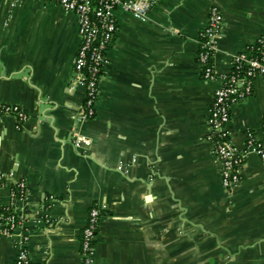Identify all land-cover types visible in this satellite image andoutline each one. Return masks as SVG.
Here are the masks:
<instances>
[{
	"label": "crops",
	"instance_id": "0c3cea01",
	"mask_svg": "<svg viewBox=\"0 0 264 264\" xmlns=\"http://www.w3.org/2000/svg\"><path fill=\"white\" fill-rule=\"evenodd\" d=\"M0 0V105L28 114L20 129L0 118V205L21 222L0 234V264H16L18 242L36 264H82L89 210H99L94 264H264V162L246 157L224 187L206 139L218 81L203 78L198 33L212 6L224 21L217 73L264 35V0H158L141 21L115 12L93 118L77 123L84 91L73 87L77 18L42 0ZM232 142L248 131L264 143V76L231 108ZM78 130L89 144L72 142ZM23 180L28 196L11 199ZM48 218V223L44 222Z\"/></svg>",
	"mask_w": 264,
	"mask_h": 264
},
{
	"label": "built area",
	"instance_id": "2783aa9c",
	"mask_svg": "<svg viewBox=\"0 0 264 264\" xmlns=\"http://www.w3.org/2000/svg\"><path fill=\"white\" fill-rule=\"evenodd\" d=\"M18 0H13L14 6ZM48 4H57L65 12H72L77 18L79 47L73 63V87L84 91L83 109L77 117V123L93 118L99 95V86L106 64V52L117 29L115 12L120 9L130 13L141 21H146L149 12L158 0H42ZM224 17L216 6L210 7L205 26L198 33L197 62L202 76L207 81H218L213 91L207 116L206 139L212 144V150L221 163V176L225 188L237 185L241 180L240 169L246 157L257 155L264 162V143L252 131L245 137L244 148H238L231 140L227 125L231 119L234 104L248 99L253 93V84L257 76H264V35L258 37L242 52L230 59L227 72L217 73L214 54L216 38L220 36ZM253 47L261 51L259 56L251 52ZM13 116L17 128L28 118L25 110L16 105H0V118ZM73 145L81 149L89 144L88 138L76 130L72 134ZM13 179V173L0 172V186ZM23 180L10 186L13 201L27 198L28 191ZM48 223V218H44ZM99 221V210H89L87 223L82 230L80 255L82 264H94L93 241ZM20 218L10 206L0 205V234L12 236L20 226ZM28 235L25 233L18 242L16 264H36L27 250Z\"/></svg>",
	"mask_w": 264,
	"mask_h": 264
},
{
	"label": "trees",
	"instance_id": "16d2710c",
	"mask_svg": "<svg viewBox=\"0 0 264 264\" xmlns=\"http://www.w3.org/2000/svg\"><path fill=\"white\" fill-rule=\"evenodd\" d=\"M251 52H252V54H253L254 56H259V55L261 54V51L258 50L257 47H253V48L251 49ZM21 127H22V125H20V126L18 127V129H20Z\"/></svg>",
	"mask_w": 264,
	"mask_h": 264
}]
</instances>
